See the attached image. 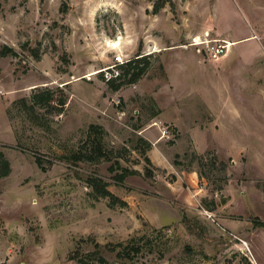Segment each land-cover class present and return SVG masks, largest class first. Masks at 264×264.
<instances>
[{
  "label": "rangeland",
  "instance_id": "374dc122",
  "mask_svg": "<svg viewBox=\"0 0 264 264\" xmlns=\"http://www.w3.org/2000/svg\"><path fill=\"white\" fill-rule=\"evenodd\" d=\"M1 4L0 264H79L131 237L143 250L100 248L108 264H264V0ZM91 124L103 154L74 161Z\"/></svg>",
  "mask_w": 264,
  "mask_h": 264
},
{
  "label": "trees",
  "instance_id": "16d2710c",
  "mask_svg": "<svg viewBox=\"0 0 264 264\" xmlns=\"http://www.w3.org/2000/svg\"><path fill=\"white\" fill-rule=\"evenodd\" d=\"M1 10H2V4H1V0H0V12H1ZM6 51H11V49L5 48V51H3V53H5ZM126 66H127V68H125L124 74L131 73L133 79H135L136 77L139 76L141 69L138 72H133L134 71L133 69H135V67L131 66V60L127 61ZM51 99H52V96H51V92L49 90L40 91L39 93H34L32 95V102L34 104H50ZM63 105H64V99H60L58 101L57 106L55 107V110L57 112H60L62 110ZM102 139H103V129L101 128V126L97 125V124H91L88 127V131L86 133V138H85L84 142L82 143V147H83V145L89 146V147L91 146V150L90 151L84 150L85 152H77L75 155L72 156V160L78 161V160H82L84 158L87 160H90L91 157L99 156V155L103 154L102 149H101ZM139 141L144 146L143 152L145 151V149L150 148L149 142L144 140L142 137H139ZM84 153H88V154H84ZM85 155H88V156H85ZM142 156H143L145 162L149 165L150 160L146 156V154L142 153ZM35 160H36V163L38 165L41 164L39 157H36ZM109 169H112V166H110ZM9 171H10V164H9L8 160L5 158L3 152L0 151V177L6 176L9 173ZM121 171L122 172H120L118 175H116V179L119 181L123 180L124 177L128 173L130 174L132 170H126L125 168L124 169L121 168ZM133 171H135V170H133ZM88 182L94 184V186L96 187L97 193L99 195H102V196H109L110 195V198L112 197V199H115V197L112 196L110 194V192L108 190H106L101 185V180H98L94 177H89ZM202 205L206 209H209V210H213L216 206L214 200H210L207 202L206 199L202 200ZM258 224H260L261 226L264 227V222H260ZM143 247H144L143 244H139L137 239L134 237H131L130 239L126 240L125 242H117L115 244L107 245V246L101 245V244L95 242L94 248L91 251H88L86 254H81V253H79V251H77L74 253L73 257L75 258L76 262H78L79 264H86L85 258L95 259L98 262V264H108L109 262L103 256L100 248H102V249L105 248L107 250V252L112 254L113 257H115L117 260L118 259L131 260V259H133L134 255L136 253L143 250Z\"/></svg>",
  "mask_w": 264,
  "mask_h": 264
},
{
  "label": "built area",
  "instance_id": "2783aa9c",
  "mask_svg": "<svg viewBox=\"0 0 264 264\" xmlns=\"http://www.w3.org/2000/svg\"><path fill=\"white\" fill-rule=\"evenodd\" d=\"M223 45H219L217 47H213L211 50V57L215 58L219 54L220 51H222ZM118 62L105 66L104 68L98 70L99 73H103V76L106 80L112 79V78H117L119 75V67L117 66L118 64L123 63L119 58H115Z\"/></svg>",
  "mask_w": 264,
  "mask_h": 264
},
{
  "label": "bare ground",
  "instance_id": "6f19581e",
  "mask_svg": "<svg viewBox=\"0 0 264 264\" xmlns=\"http://www.w3.org/2000/svg\"><path fill=\"white\" fill-rule=\"evenodd\" d=\"M118 43H112L111 45L113 46V47H116V45H117ZM229 44H231L230 42H228V45Z\"/></svg>",
  "mask_w": 264,
  "mask_h": 264
}]
</instances>
